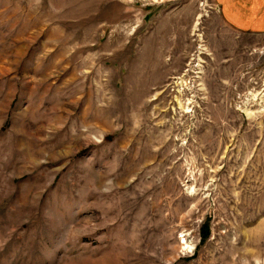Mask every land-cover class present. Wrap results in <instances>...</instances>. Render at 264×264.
I'll return each mask as SVG.
<instances>
[{
	"label": "rangeland",
	"instance_id": "obj_1",
	"mask_svg": "<svg viewBox=\"0 0 264 264\" xmlns=\"http://www.w3.org/2000/svg\"><path fill=\"white\" fill-rule=\"evenodd\" d=\"M217 6L0 0V264H264V33Z\"/></svg>",
	"mask_w": 264,
	"mask_h": 264
},
{
	"label": "crops",
	"instance_id": "obj_2",
	"mask_svg": "<svg viewBox=\"0 0 264 264\" xmlns=\"http://www.w3.org/2000/svg\"><path fill=\"white\" fill-rule=\"evenodd\" d=\"M226 24L240 32L264 33V0H215Z\"/></svg>",
	"mask_w": 264,
	"mask_h": 264
},
{
	"label": "bare ground",
	"instance_id": "obj_3",
	"mask_svg": "<svg viewBox=\"0 0 264 264\" xmlns=\"http://www.w3.org/2000/svg\"><path fill=\"white\" fill-rule=\"evenodd\" d=\"M253 241V240H252ZM254 241H255V239H254Z\"/></svg>",
	"mask_w": 264,
	"mask_h": 264
}]
</instances>
